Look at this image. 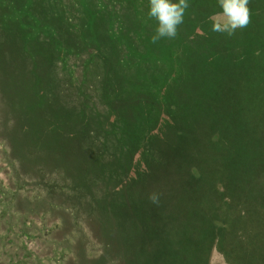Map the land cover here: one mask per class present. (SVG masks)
<instances>
[{
  "label": "rangeland",
  "instance_id": "obj_1",
  "mask_svg": "<svg viewBox=\"0 0 264 264\" xmlns=\"http://www.w3.org/2000/svg\"><path fill=\"white\" fill-rule=\"evenodd\" d=\"M188 3L176 38L149 48L148 0H42L66 48L36 117L77 120L78 136L59 160L0 89V264H264V0L231 37L211 30L217 0ZM10 39L0 80L23 56Z\"/></svg>",
  "mask_w": 264,
  "mask_h": 264
},
{
  "label": "trees",
  "instance_id": "obj_2",
  "mask_svg": "<svg viewBox=\"0 0 264 264\" xmlns=\"http://www.w3.org/2000/svg\"><path fill=\"white\" fill-rule=\"evenodd\" d=\"M19 5H22L17 9L13 5V1L0 0V38L5 35L10 39V45L13 46L15 55L17 51L22 50L23 56L19 60L15 61V66L11 67L5 74V78L1 79L0 89L5 97L10 98V103H18L20 109L16 110L17 124L19 125L20 131L23 135H28L27 132L36 130L39 126H43L40 131V142L39 145L42 149H49L56 153L59 160L65 158H72L73 153V139L70 134L75 132L74 121L69 124L54 123V116L50 115L46 119L36 117V111L42 109V107H51L53 87L46 84L45 78L48 76L49 71L53 66L55 60L62 59L64 61V43L59 41V33L55 32L51 21H44L38 15V11L42 13V0H15ZM34 1L36 4L34 5ZM13 2V3H12ZM138 4L135 2L133 5L134 12L137 10ZM126 9V2L122 4V9ZM38 9V10H37ZM121 7L119 12H122ZM56 20V17H55ZM134 23L133 15L125 12L122 15V28L119 22V41H125L127 44L131 43L133 47V40L138 41V37L132 38L129 31L135 29L137 25ZM134 25V26H133ZM4 33V34H3ZM111 38V33H109ZM140 35V34H139ZM89 37V38H88ZM79 38L82 43V47L86 46L89 41L94 39V32L89 34L83 30L79 32ZM148 47H151V37L146 36ZM143 40V39H142ZM139 40V41H142ZM144 43V40L142 41ZM89 46H87L88 50ZM70 49V48H68ZM92 54L96 53V50L91 48ZM27 59V60H25ZM3 70L0 69L2 73ZM4 72V71H3ZM4 76V74L2 73ZM51 92V93H49ZM16 98L12 100V98ZM26 101L25 109L23 102ZM61 101V98H60ZM47 105V106H46ZM23 107V108H22ZM119 110L121 104H118ZM36 110V111H35ZM27 112H30L31 121L29 123V117ZM28 117V118H27ZM39 123H36V121ZM71 122V120H70ZM36 123V124H35ZM74 125V126H73ZM33 133V132H32ZM65 133V134H64ZM34 134V133H33ZM70 137V138H68ZM17 146L18 144L15 143ZM76 153V152H75Z\"/></svg>",
  "mask_w": 264,
  "mask_h": 264
},
{
  "label": "clouds",
  "instance_id": "obj_3",
  "mask_svg": "<svg viewBox=\"0 0 264 264\" xmlns=\"http://www.w3.org/2000/svg\"><path fill=\"white\" fill-rule=\"evenodd\" d=\"M147 16L157 21L155 34L151 42L156 43L162 38L175 39L178 27L184 22V15L189 8L188 0H148ZM250 0H217L221 11L212 15L211 30L227 36H233L237 30L247 28L251 23V10L248 7ZM258 54V53H257ZM153 202L157 196L149 197Z\"/></svg>",
  "mask_w": 264,
  "mask_h": 264
}]
</instances>
